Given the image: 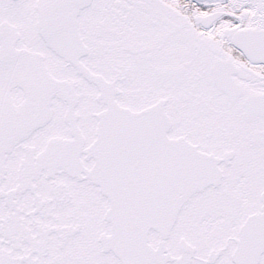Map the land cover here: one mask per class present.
Instances as JSON below:
<instances>
[{
  "label": "snow or ice",
  "instance_id": "1",
  "mask_svg": "<svg viewBox=\"0 0 264 264\" xmlns=\"http://www.w3.org/2000/svg\"><path fill=\"white\" fill-rule=\"evenodd\" d=\"M0 264H264V0H0Z\"/></svg>",
  "mask_w": 264,
  "mask_h": 264
}]
</instances>
